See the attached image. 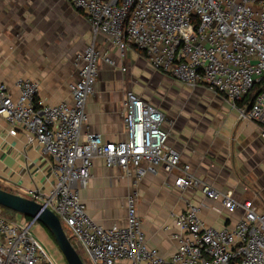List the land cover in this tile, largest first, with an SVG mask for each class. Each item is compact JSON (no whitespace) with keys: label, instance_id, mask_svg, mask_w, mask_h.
I'll use <instances>...</instances> for the list:
<instances>
[{"label":"built area","instance_id":"built-area-1","mask_svg":"<svg viewBox=\"0 0 264 264\" xmlns=\"http://www.w3.org/2000/svg\"><path fill=\"white\" fill-rule=\"evenodd\" d=\"M68 1L85 15L94 35L74 57L78 77L68 85L72 103H48L40 97L39 83L25 78L17 80L14 98L0 79V116L10 134L27 133L53 159L51 189L31 199L57 215L91 264H264V212L252 199L222 191L194 175L189 164L180 165L181 153L169 145L166 116L157 105L128 90L124 139L106 142L94 133L83 139L100 63L128 70L98 47V37L118 49L121 59L134 47L156 70L191 89L221 94L234 105L245 101L240 115L258 123L264 139V0ZM255 88L258 92L248 99ZM98 158L108 168H120L134 187L126 199V225L99 224L81 197ZM160 169L179 172L175 186L199 189L220 202L214 211L239 214L235 225L217 229L200 218L203 205L188 202L184 211L173 214L175 253L163 256L150 247L138 213L137 186ZM37 222L29 218L27 225H18L0 214V264H58L33 236Z\"/></svg>","mask_w":264,"mask_h":264},{"label":"crops","instance_id":"crops-1","mask_svg":"<svg viewBox=\"0 0 264 264\" xmlns=\"http://www.w3.org/2000/svg\"><path fill=\"white\" fill-rule=\"evenodd\" d=\"M93 38L85 15L68 0H0V79L14 98L19 94L17 80L25 78L39 83L40 97L48 103H72L68 85L78 77L74 57ZM97 45L128 70L122 72L100 63L96 93L86 105L89 121L83 139L94 133L106 142H118L125 137L122 112L126 91L132 90L151 102L134 90L127 77L131 61L135 68L146 67L149 61L134 47L121 59L119 50L102 37L97 38ZM157 72L169 76L175 86L191 89ZM182 95L184 100L191 97L188 91ZM219 98L217 106L208 108L200 103L201 108L184 109L183 113L152 103L166 116L169 145L181 153L180 165L189 164L194 175L222 191L252 199L264 212V139L260 125L241 117L239 108L245 101L234 105L225 96ZM9 129L0 116V188L26 198L49 191L53 185L52 157L32 143L27 133L11 135ZM178 174L177 170L167 174L160 169L137 186V208L147 243L163 256L177 249V241L170 237L176 231L173 214L184 211L188 202L203 205L200 218L217 229L232 228L239 217L214 211L212 208L220 207V202L205 198L199 189L175 186ZM133 189L120 168H108L98 158L92 163L91 178L81 197L99 224L123 226L127 222L126 199ZM166 225L169 231L164 230Z\"/></svg>","mask_w":264,"mask_h":264},{"label":"rangeland","instance_id":"rangeland-1","mask_svg":"<svg viewBox=\"0 0 264 264\" xmlns=\"http://www.w3.org/2000/svg\"><path fill=\"white\" fill-rule=\"evenodd\" d=\"M61 10L63 11L64 9ZM61 33H63L62 29H60V34ZM78 37L80 38V36ZM80 42L83 43L82 39ZM87 44L86 42L83 45L86 46ZM143 60L145 61V59ZM133 61L135 62L137 59L135 58ZM145 63L147 64L146 67H144L143 64L135 68L131 61V70L130 73L127 74V77L130 79L129 81L132 83L134 90L140 91V94L150 99L151 102L163 106L164 108L176 110L178 113L185 112L186 110L184 109L195 110L196 108H201L200 103H205L208 108L218 105V99H220L219 96L221 94L217 95L218 93L201 88L196 90H187L184 88L183 90L181 87L175 86V82L167 78L169 76L166 75V77L164 76L165 74L163 75L157 72L149 62L146 61ZM187 91L191 93V97L184 100L182 93ZM228 124L229 120H227L226 126H228ZM0 214L18 225L25 226L29 222V218L7 208H0ZM32 234L42 245L47 254L53 257L58 264H67L56 242L50 237L48 230L40 222H37L33 226ZM72 244L79 253L84 264H91L89 259L85 256L83 249L79 248L73 238ZM43 263L44 262H42V264Z\"/></svg>","mask_w":264,"mask_h":264},{"label":"water","instance_id":"water-1","mask_svg":"<svg viewBox=\"0 0 264 264\" xmlns=\"http://www.w3.org/2000/svg\"><path fill=\"white\" fill-rule=\"evenodd\" d=\"M0 207L10 209L28 218H36L49 231L67 264H84L79 253L65 233L57 215L34 199L0 188Z\"/></svg>","mask_w":264,"mask_h":264},{"label":"trees","instance_id":"trees-1","mask_svg":"<svg viewBox=\"0 0 264 264\" xmlns=\"http://www.w3.org/2000/svg\"><path fill=\"white\" fill-rule=\"evenodd\" d=\"M140 53L143 54V55L145 56V53H144V52L140 51ZM257 92H258V88L253 89V90L251 91V93H250L248 99H252V98L254 97V95H255ZM0 208H2V207H0ZM27 218H28V217H27ZM48 233H49V231H48ZM49 235H50V237L53 239V237H52V235H51L50 233H49ZM53 240H54V239H53Z\"/></svg>","mask_w":264,"mask_h":264}]
</instances>
